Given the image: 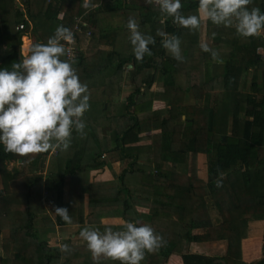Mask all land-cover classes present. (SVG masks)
Returning <instances> with one entry per match:
<instances>
[{
	"label": "trees",
	"instance_id": "obj_1",
	"mask_svg": "<svg viewBox=\"0 0 264 264\" xmlns=\"http://www.w3.org/2000/svg\"><path fill=\"white\" fill-rule=\"evenodd\" d=\"M93 3L97 7L86 10L81 0H0V67L22 58L24 34L43 43L57 24L73 30L75 19L85 16L73 66L91 104L86 134H74L69 149L53 152L46 174L51 151L19 157L0 145V264H93L80 236L58 244L46 236L57 226L78 234L83 227L101 229L106 219L138 220L163 237V246L146 252L141 264H167L172 256L183 264H264V235L259 259L243 255L251 223L264 224V63L256 54L264 33L243 38L211 22L189 31L145 0ZM197 3L182 0L183 13L195 14ZM249 7L264 11V0ZM130 15L156 41L140 62L124 27ZM157 29L180 38L183 62L161 46ZM201 40L222 63L200 50ZM125 78L131 92L118 101ZM19 160L22 165L11 168ZM109 163L121 165L112 180L90 178ZM56 206L68 209L72 223L55 214ZM211 243H224L225 255L191 253L193 244ZM63 244L71 250L62 252ZM99 264L118 262L100 258Z\"/></svg>",
	"mask_w": 264,
	"mask_h": 264
},
{
	"label": "clouds",
	"instance_id": "obj_2",
	"mask_svg": "<svg viewBox=\"0 0 264 264\" xmlns=\"http://www.w3.org/2000/svg\"><path fill=\"white\" fill-rule=\"evenodd\" d=\"M149 5H158L159 11L171 17L173 24L189 31H198L204 22L216 26L234 28L243 38L264 33V11L249 7L252 0H198L195 14L185 15L182 0H145ZM95 5L93 0H81V7L88 10ZM129 36L131 51L140 62L151 56L150 45L155 37L140 30L134 16H129L124 25ZM161 46L178 62L185 60L180 38L157 29ZM74 34L69 27L57 24L46 42H33L28 54L10 67H0V145L5 152L19 157H30L47 152H64L69 149L73 135L86 134L85 113L89 111L90 92L71 62L70 45ZM201 51L209 53L217 63H222L217 50L207 41L199 42ZM223 173L214 183L221 186ZM66 223L72 218L66 207H54ZM79 236L90 252L93 264L100 258L118 264H141L146 252H154L165 241L149 224L138 220L126 221L121 229L106 226L103 231L83 227ZM68 244L62 252L70 251Z\"/></svg>",
	"mask_w": 264,
	"mask_h": 264
},
{
	"label": "crops",
	"instance_id": "obj_3",
	"mask_svg": "<svg viewBox=\"0 0 264 264\" xmlns=\"http://www.w3.org/2000/svg\"><path fill=\"white\" fill-rule=\"evenodd\" d=\"M252 3L255 6L258 5L259 7V5L262 3V0H259V1L256 0L255 3L252 1ZM23 36H26V38H24L23 42L21 43L22 53L23 55H27L29 46L32 44V41L28 34H24ZM128 68L130 69L131 67L128 66L127 70ZM221 69H222L221 67H217L215 68V72L217 73L222 72ZM128 74H129V71L125 72L126 78L129 76ZM126 78H125V81L122 87L123 91L121 93L119 101H124L125 98L131 92V84ZM263 155H264V150H263ZM53 156H54L53 152H51V157L46 163V165L50 163L49 164L50 170L52 169L53 164H54ZM120 169H121V165L119 163H115V164L109 163L104 170L93 171L90 178L97 180V181H109V180H112L119 173ZM212 212L214 214H212ZM211 215H212V218L215 224H219L221 222L220 215H218V212L216 210L211 211ZM123 224L124 222L122 220L106 219L102 221V228L100 230L103 231L104 227L106 226L112 227L113 230H118L122 228ZM75 230H76L75 228L57 226L54 229V232L47 234V238L52 244L54 243L58 244L62 240H65V239L67 240L68 238L78 239L79 234ZM263 235H264V224L263 223H251L249 237L243 243V255H244L245 261H252L257 258L259 259L261 257ZM191 253H199L201 255H206L209 257H214V256L221 257V256H224L226 253V245L224 243H211L208 245L193 244L191 246ZM167 264H183V261L181 257L179 256H172L169 262H167Z\"/></svg>",
	"mask_w": 264,
	"mask_h": 264
},
{
	"label": "built area",
	"instance_id": "obj_4",
	"mask_svg": "<svg viewBox=\"0 0 264 264\" xmlns=\"http://www.w3.org/2000/svg\"><path fill=\"white\" fill-rule=\"evenodd\" d=\"M95 6L93 8H96L97 5L94 4ZM155 6H158V5H155ZM92 8V9H93ZM163 22V21H161ZM88 26V23L85 19V16H80V17H77L75 19V24H74V27H73V34H74V40L73 42L70 44V45H67V47L70 49V58H71V62L74 63L79 55V49H78V46H77V35L79 34H84L85 33V28H87ZM18 29H24V24H21ZM91 36V32L90 31H86V37H90ZM262 36V39H263V43H264V34L261 35ZM256 54H257V57L259 59L260 62L264 63V44L259 46L257 48V51H256Z\"/></svg>",
	"mask_w": 264,
	"mask_h": 264
},
{
	"label": "rangeland",
	"instance_id": "obj_5",
	"mask_svg": "<svg viewBox=\"0 0 264 264\" xmlns=\"http://www.w3.org/2000/svg\"><path fill=\"white\" fill-rule=\"evenodd\" d=\"M254 3L256 2V0H252ZM259 1V0H258ZM127 54V51H126V47L124 48V50H123V53H122V55H126ZM128 66H130L131 67V65H128ZM129 69V68H128ZM130 70V69H129ZM127 75V74H126ZM251 79V78H250ZM250 82H251V80H250ZM246 92H250V89H247V91ZM256 101L257 102H262L263 101V95H261V94H258V95H256ZM118 101H119V98H118ZM164 106V104H162V103H155L154 104V108H156V109H158V108H161V107H163ZM54 155H55V153H53ZM54 158V157H53ZM50 163H48L47 165H45V170L43 169V174L44 173H46V172H48L50 169H49V165ZM22 165V161L20 162V161H18V162H16V164H12L11 165V168L13 167V166H16V167H20ZM212 214H214L213 212H212ZM47 237V236H46ZM1 244H2V238L0 237V247H1Z\"/></svg>",
	"mask_w": 264,
	"mask_h": 264
},
{
	"label": "water",
	"instance_id": "obj_6",
	"mask_svg": "<svg viewBox=\"0 0 264 264\" xmlns=\"http://www.w3.org/2000/svg\"><path fill=\"white\" fill-rule=\"evenodd\" d=\"M21 162V160H19Z\"/></svg>",
	"mask_w": 264,
	"mask_h": 264
}]
</instances>
